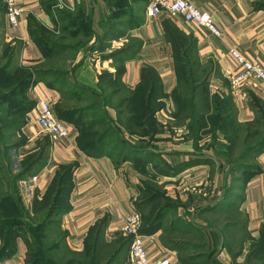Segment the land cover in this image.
Wrapping results in <instances>:
<instances>
[{
    "label": "crops",
    "instance_id": "0c3cea01",
    "mask_svg": "<svg viewBox=\"0 0 264 264\" xmlns=\"http://www.w3.org/2000/svg\"><path fill=\"white\" fill-rule=\"evenodd\" d=\"M66 1L73 4V0ZM76 1L74 0V3ZM189 1L212 15L223 32L221 40L196 26L186 24L179 16L162 15L154 18L147 12V3L136 12L138 15L133 20L137 19V24L131 22L132 25L126 27L127 38L134 41V45L128 48L126 57L120 62L119 69L112 71L113 74L120 72L121 82L132 91L141 84L144 74H153L161 93L170 96L178 88L173 43L180 38H188L192 42L193 60L189 62L192 78L198 85L204 84L198 91V99L200 100L202 95H209L211 98L231 95L234 111L227 117L234 116L239 123L252 122L260 112L256 102L264 106V84L253 81L240 91L233 92L231 81L241 73V69L231 57L230 49H236L264 68V0ZM19 2L26 10L21 18V32L13 34L6 26L5 13L0 14V43L4 48H13L10 70L17 66L31 71L36 68L37 71L47 73L45 78H33L31 84L26 87V94L33 103V108L21 132L25 137L24 148L29 151L26 154L39 151L43 142L47 143L46 163L36 173V189L40 193L39 196L47 193L61 167L72 169L71 188L65 195L66 206L59 215L65 233L63 245L66 250L83 252L88 234L98 225L103 229L102 240L107 243L128 239L125 236L127 219L134 211H138L136 203L146 183L153 182L166 198L172 199L179 190L189 185L184 184L182 187L183 182L197 180L194 183L211 186L209 195L201 194L199 199H192V194L187 197L180 195L181 199L192 201L189 200L185 208L176 203L165 204V211L157 224L150 227H144L143 224L141 235L144 237L150 260L162 261L163 264H244L250 252L248 242L258 239L264 231V148L256 153V166L242 178L244 183L240 189L241 194L228 196V179L221 161L214 152L217 147L212 148L209 138H201L206 135L202 131L197 141L178 133L183 129L190 132L187 123H183L180 128L175 127L178 134L174 136L161 135L163 141L154 143L158 157H153L144 164L139 162L135 154L117 161L116 156L111 154L92 155L82 151L77 144L78 131L73 125L66 143L53 144L48 137L39 135V128L34 120L40 101H49L52 106L65 102L62 89L59 88L60 81L65 77H54L55 75L50 73L54 74L53 71L60 69L71 71L66 80L70 81L73 89L99 93L98 76L101 67L99 63L98 66L93 64L85 51L76 57L73 70L68 65L63 66L71 48H65L55 41L50 42V32L55 33L57 27L50 0ZM140 2L141 0L137 1ZM82 3L84 19L89 22L92 31L91 39L105 40L107 33L102 26L106 14L105 4L102 0H83ZM132 8L134 11V7ZM31 21H35L44 29V36H39L36 29L31 32ZM39 41L44 43V52ZM202 71V77H197V73ZM167 100V109L174 112V103L171 99ZM200 105L203 108V104ZM164 112L162 110L157 114L162 125L164 118L173 120L166 113L163 115ZM105 114L111 123L116 124L118 115L113 108L105 109ZM200 116L204 117V114L201 113ZM205 116L212 117V113L208 112ZM235 196L238 197L237 203L233 202ZM224 200L226 202L222 203ZM230 207L244 217V224L234 219L217 232L201 228L199 221L170 223L173 232L181 231L187 234L202 231L206 238V253H193L184 259L180 251L172 249V245L163 241L162 236L168 233L163 227L168 224L171 209L194 212L200 208L205 211L203 213L213 216L227 211L233 212ZM180 217L182 216L179 214ZM238 241L241 245L238 249L230 248ZM27 255L28 244L22 235H17L11 244L6 245L5 237L0 232V264H27ZM201 256L206 258L198 259ZM234 256L237 258L234 259ZM120 258H124L123 264H132L129 252Z\"/></svg>",
    "mask_w": 264,
    "mask_h": 264
},
{
    "label": "rangeland",
    "instance_id": "374dc122",
    "mask_svg": "<svg viewBox=\"0 0 264 264\" xmlns=\"http://www.w3.org/2000/svg\"><path fill=\"white\" fill-rule=\"evenodd\" d=\"M137 1L139 0H128L130 7H134V11L133 8L130 9L129 7L124 8L123 10L106 7V14L104 15V23L102 26L104 31L108 33L106 36L108 40L105 38V40L100 41L91 38L89 39L85 36L86 33L90 31V27L89 22H86L83 16V0H77L76 3H74L73 0L72 2L74 8H71V2L66 0H64L63 4H59L58 2L55 5L51 4L55 15L54 18L55 21L58 22V25L55 28V33L50 32V42L55 41L58 44L64 45L65 48H71L70 55L64 59L65 64L63 63V66L68 65L70 69H73L76 57L80 52L85 51L86 56L91 60V62L93 58L97 59L99 67H101V73L109 72L113 74V70L119 69V64L126 57L128 48L134 45V41H130L127 38L126 27H130V25H132L131 22L133 24H137V19H133L138 15L136 14L138 8H142L149 3V0H141L140 3H137ZM107 2L115 4L114 0H107ZM3 13H5V9L3 3L0 2V14ZM131 13L134 14L132 15ZM79 18L84 19V22L78 21ZM36 24L41 30V26L38 23ZM66 32H69L71 36H65ZM32 36L35 37L34 34ZM11 50H13L12 47L4 48L0 43V165L3 166V170H0V181H2V184H0V187L2 188L0 189L1 191L10 190L11 193H14V180L17 177V174L21 171L20 166L24 165L23 160L29 157L26 154L29 151L27 152L24 148L26 143L25 137L21 132V127L18 125L15 126L16 124H14V122L24 121L27 123V115L30 111L26 112V106L29 107L31 105L30 110H32L33 103L26 94L27 84L16 89V79L14 82L9 79V77H15V74H18L21 70H25L26 68H17V66H13L9 72H5V70L11 65V62H13V56L10 57L9 55ZM191 60L193 59L191 58ZM92 63L94 64V62ZM57 65H59V62H57ZM32 69L36 70V68ZM203 73L204 71L198 72L197 77L201 78ZM59 88L62 89L64 93H69V91H71L72 93L75 92L77 94H81V90L77 91L76 89H73L70 81L68 82L66 79H62L60 81ZM119 88V85L107 88L105 94L102 95L101 92L96 93L99 96L95 98L94 96L89 95H80L78 98L70 97L67 99L65 97V102H62L61 105L53 104V109L57 106H62L63 109L84 108L87 107L91 101L95 102L97 105L100 104V110H98V107L97 110L87 111L84 115L87 119L86 123L94 121L95 123L105 124V126L99 125L93 128L94 132H101L102 130H106L110 127L106 120L107 117L104 112L105 107H112L114 109L118 105L122 106L118 111V117L116 119L117 125L114 122V126L110 127L111 134L110 137L106 139V145L104 147L107 154L114 153L115 155L122 157L123 154L124 156L128 155L127 150L125 151V148L123 147L124 143H128L134 147H141L142 145L145 146L141 142L149 141V139L139 137L141 135L138 130H136V116L134 113L135 108L134 106L132 107L131 104H124V101L129 98V93L116 92ZM10 89H13V91L15 89L16 90L11 93L9 91ZM103 102H107L108 105L103 106ZM167 102V99H163L161 102H158V105H160L162 110L165 111L163 115L166 113L168 117L171 116L173 120L169 121L164 118L163 125L158 121L159 133L156 138L157 142L163 141V138L161 137L163 134L167 136H174L180 133L185 136H192V133L188 132L187 129H183L182 132H175V127L180 128L183 123L191 125L192 122L186 120L190 111L188 109L187 111H183L180 119V116L178 115V106H176L173 102L175 111L169 112L167 109ZM199 102L201 104H205L203 108H201L204 116L208 114L206 109L207 107H210L212 103V117L210 125H208L210 128H207L206 131H202L206 133V135L201 138H209L212 148L215 149L217 147V150H213L218 156L219 161H221L224 167L225 176L228 179L226 195H240V189L244 183L242 178L245 177L247 171H251L256 166L257 154L255 153V149L259 146L262 148L264 147V106L262 103L256 102L258 109H260L256 118L249 123H239L234 116L231 118L227 117L230 112L234 111V108L232 107L234 102L231 95L212 96V98L209 95H202ZM216 103L221 104L220 115H223V118L219 123H213L216 117V110L219 105L217 104V107H213ZM65 119L66 121L64 122L71 125L76 123L77 116H67ZM165 122L167 123L165 124ZM130 123L132 125L135 124L133 125V128H135V136L133 137L129 134L126 128ZM85 126L86 125H83L80 129L89 130V128ZM219 127H221V130ZM190 129L191 127H188L189 131ZM196 130L198 131V129ZM200 131L201 130H199V132ZM231 140L234 141L233 143H235V145L231 143ZM85 141L88 143V138H86ZM91 143H93L92 145L96 144L93 141ZM43 144H45V142H43ZM20 145H23V147H20ZM88 150L98 151L99 148H93L91 146ZM196 181L197 180H189L183 182L182 187L184 184L192 185H186L184 189L179 190L177 195L173 196L172 199L168 198L169 203H176L179 207L185 208L188 205L189 200L192 201V199H199L201 194L209 195L211 186H202L201 183H194ZM194 184L196 185L193 186ZM178 185L180 186L181 183ZM178 185L177 187H179ZM68 186H71L70 181L67 183V187ZM150 187L153 186L150 185ZM57 192L56 183L52 191L44 196H39L40 193L36 189V186L32 188V195L29 191H24L23 193L25 196V199H22L23 203L28 210L32 209V212H27L23 209L22 220L24 221L25 226L19 227L18 231L29 244L31 252L29 256L30 263L36 262L37 264L38 262L39 264H51L53 261L62 263L69 258L64 245L60 248V250L50 254L51 246L56 244V242L65 236L59 216L61 211L66 206L65 196H63V199L58 202L56 212H52ZM190 194L193 195L192 199L185 201L180 198V195L187 197V195ZM148 201L149 193L144 190L138 197L136 209L141 213L142 220L145 222L155 215L153 212L154 206L151 203L149 204ZM237 201L238 197L235 196L233 202L237 203ZM140 202H145L144 204H146V206L143 207L141 206L142 204L138 205ZM230 208H232V210H230L233 212L230 213V211H227L222 214H213V216L203 213L200 208L194 212L179 211L177 208L171 209L169 211L168 224L163 227V229L168 232L166 235L162 236L163 241L172 245V249L180 251L184 259L193 255V253H206V238L202 231H194L187 234L181 231L173 232L174 230L170 226V223L173 221H182L183 223H189V221H199L201 223V225H199L201 228L215 230L217 232H219L226 223L234 219H237L244 224V217L236 213L233 207ZM179 214L182 217L179 218ZM242 240H244V237ZM120 241L121 240L116 243H107L102 240L98 256L103 264H123L122 262L124 258H119L116 261L113 259V255L117 250ZM240 246V241H238L235 245H231L230 248L234 249L235 247L238 249ZM248 249L249 251H253V249H260L261 254H258V252H256L254 256H250L249 254L244 264H264V241L256 244L250 240L248 242ZM123 250L124 252L122 257H125L128 252H130V245L124 244Z\"/></svg>",
    "mask_w": 264,
    "mask_h": 264
},
{
    "label": "trees",
    "instance_id": "16d2710c",
    "mask_svg": "<svg viewBox=\"0 0 264 264\" xmlns=\"http://www.w3.org/2000/svg\"><path fill=\"white\" fill-rule=\"evenodd\" d=\"M102 1L106 7L117 8L118 10H123L124 8H127L129 4L128 0H114L115 4L108 3L107 0H102ZM50 3L55 5L57 3V0H50ZM129 8L132 9V7L130 6ZM78 21L84 22V19L79 18ZM56 23H57L56 25H58V22ZM103 23H104V18L102 21V25ZM29 27L32 30L31 31L32 33H33V30L36 29L38 32L37 34L39 36H44L43 33L45 32L43 30H40L37 27V24L35 21H31ZM65 36H71V35L69 32H66ZM85 36L89 39L92 38V31L90 30L89 32H87ZM39 44L42 48V52H44L46 50L45 46L43 45L44 43L39 41ZM173 44H174V60H175L176 70H177V75H178V88L170 96H166L161 93V91L158 88V81L154 78L153 74H148V75L144 74V78L141 84L133 91L128 90L125 87V85L121 82L120 72L118 71H116V74H112L109 72H103L98 76V80H99L98 88L102 95L106 93L107 88H112L115 85L120 86V88L116 90V92L129 93V98L124 101V104H129V105L131 104V106L132 107L134 106L135 108L134 113L136 116V120H135L136 130H138V132L141 135L139 137L149 139V141H143V142L140 141L142 144L145 145V146L142 145L141 147H134L128 143L127 144L124 143L123 147L125 148V151L127 150L128 155L124 156L123 154L122 157H120V156L115 155L114 153H109L112 156H116L117 161H121V159L123 158H129V156H132L135 154L137 155L138 160H140L139 162L144 164L145 162L146 163L149 162L150 159H153V157H158V155L155 153L157 149L155 148L156 146L154 145V143L157 142L156 138H157V134L159 133L157 114L162 110L161 106L158 105V102H161L163 99H171L172 102H174L175 105L178 106L179 108L178 115L180 116V119H181V113L183 111L185 110L187 111V109L190 111V114L188 118H186V120H189L192 122L191 125H187V127L189 128L191 127L190 132L192 133V136H190V138H192L194 141L199 140L197 139L199 138V135H200L199 130L206 131L207 128H210V126L208 127L207 125H210L211 117L200 116V114L203 112L201 111V105H200V102L197 96L200 87H204V84L201 86L198 85L197 81H195L192 78L193 73L190 72V68H189L190 66L189 62L192 61L191 60L192 42L190 39L183 37V38H180L179 41L177 40V42H174ZM12 53H13V50H11L9 53L10 57ZM9 70H10V66L5 70V72L6 73L9 72ZM53 72L54 74L50 73V75H55L54 77H60V76L65 77V79L69 78L70 73H71V71H67L63 69H60L58 71H53ZM46 74L47 73L43 71H37V70H34V71L21 70L18 74L14 75L15 77H11V78L9 77V79L10 81H13V82L16 79L17 81L16 89H17L25 84H27L26 86L30 85L32 82V79L35 77L36 79L45 78L47 76ZM10 85H11V82H10ZM9 91L11 93L14 92L13 89H10ZM62 94L64 98L66 97V99L70 97L71 98L80 97L81 94H84V96L86 95L94 96V98L99 96L98 94L93 93L91 91H87V90H81V94H77L75 92L72 93L71 91H69V93H64L62 90ZM103 103H104L103 106L108 105L107 102H103ZM217 104H219L218 105L219 110L218 109L216 110V114H215L216 117L213 123H219L223 118V115L222 114L220 115L221 104L216 103L215 106L213 107H217ZM99 105L100 104L97 105L95 104V102L91 101L89 102L87 107H84V108L81 107V108L63 109L62 106H57L54 109L56 116L62 121H66L65 118L67 116H73V117L77 116L76 123L71 124V125H73L78 131V138H77L78 147L82 151H85L92 155L107 154V152L104 149L106 145L105 141L106 139L110 137V134H111L110 127L114 126L113 123H111L108 120V118H106L110 127L107 128L106 130H102L101 132H94L93 128H95V126H99V125L105 126V124L95 123L94 121H90L86 123L87 119L84 113L90 110H97ZM204 105L205 104H203V106ZM30 107L31 105L29 107L26 106V112L30 111ZM100 107L98 110H100ZM120 107L122 106L118 105L117 107L114 108V110L117 112V115H118V111L120 110ZM107 108H112V107H105V109ZM206 111L212 113V103L210 107H207ZM14 124H16L15 126L18 125L19 127L22 128L25 126L26 123L24 121H17V122H14ZM83 125H86L85 127L89 128L90 131L87 129L81 130L80 128ZM133 125L130 123L126 127L129 134L132 137L135 136V128H133ZM184 125L186 124L184 123ZM196 129H198V131ZM219 129L221 130V127H219ZM86 138H88L89 140L88 143L85 141ZM92 141L96 144L92 145L93 144L91 143ZM233 142L234 141L231 140V143L235 145V143ZM91 146L93 148H99V150L98 151L96 150L97 152L88 150V148ZM20 147H23V145H20ZM263 148L261 146L257 147L255 149V153L259 152ZM46 149H47V143L42 144L39 151L31 152L30 154H27V156H29L28 157L29 159L25 158L23 160L24 165L20 166L21 171L20 173L17 174V177L14 180L15 181V188H14L15 192L14 193H11L10 190L1 191L0 189V232H1V235H4L5 237L6 245L11 244L17 235H22L18 231V228L25 226L24 221L22 220L23 209L27 212H30L32 210V209L28 210L23 203V200H22L23 196L18 187L19 182L36 176V173L38 172V170L41 169L46 163ZM138 153L141 155L139 156ZM0 170H3L2 165H0ZM71 172H72V169L70 167H61L59 171L57 172L56 178L52 186L45 194L47 195L48 193H50L54 185L57 183L58 192H57V196L55 197L54 207L52 209V212L53 211L56 212V209L58 207L57 205L58 202L61 199H63V196L67 195L66 193L68 192V189L71 188V186L67 187V183L69 181L70 183H72L71 182ZM0 184H2V181H0ZM150 185H152L153 187H150ZM144 190L149 193L148 203L149 204L151 203L154 206L153 212L155 215L151 217L150 219L146 220V222L143 221L144 227L146 226L150 227L151 225L157 224L159 220L161 219V216L163 215L165 211L164 209L165 204L166 205H170V204H169V199L165 197V194L161 192V189L158 188L156 184L146 183ZM225 202L226 201L224 200V202L222 203H225ZM144 203L145 202H142V205L141 204L140 205L145 207L146 204ZM208 210L210 211L211 209H208ZM61 212H63V210ZM137 212L140 213L139 211ZM144 227H143V230H145ZM102 235H103V229L101 225L94 227L88 234V237L85 243V249L83 252L77 253V252L67 249L66 250L67 255L69 256L68 260L62 263L53 261L51 264H103L100 261L99 256H98L99 247L102 243ZM64 239H65V236L62 239H60L58 242H56V244L51 246L50 254H52L53 252H56L57 250H60V248L63 247ZM252 241L256 244L262 243L264 241V231H262V235H260L258 239L252 240ZM124 244L130 245V240L123 239L119 242V246L113 255L114 261H116L118 258L122 256L124 252L123 250ZM256 252H258V254H261L260 249H253V251H250L249 254L250 256L251 255L254 256ZM30 253H31L30 247L28 244L27 264H31V263L36 264V262L30 263V259H29ZM203 258H206V257L201 256L198 259L204 260ZM233 258L235 259L237 258V256H234ZM37 264L39 263L37 262Z\"/></svg>",
    "mask_w": 264,
    "mask_h": 264
},
{
    "label": "built area",
    "instance_id": "2783aa9c",
    "mask_svg": "<svg viewBox=\"0 0 264 264\" xmlns=\"http://www.w3.org/2000/svg\"><path fill=\"white\" fill-rule=\"evenodd\" d=\"M0 1L5 6L7 28L13 34L21 32V18L26 13L25 7L20 4L19 0ZM57 2L63 4L64 0H57ZM70 7L74 8L73 4ZM147 12L154 18L162 15L182 17L186 24L196 26L218 40L223 38V32L215 23L212 15L198 8L189 0H150ZM230 55L241 69V73L231 81L233 92L240 91L253 81L264 84V68L260 64L248 59L236 49H230ZM92 62L98 66L99 62L96 58H93ZM38 109L39 111L34 120L39 128V135L48 137L53 144L66 143L70 138L72 126L56 116L51 102L40 101ZM37 181L38 177L34 176L19 182L18 186L24 199V191H29L32 195V188L36 186ZM142 226L141 214L134 211L127 219L125 228V236L130 240L129 259L131 263L163 264L162 261L152 262L150 260L144 237L141 235Z\"/></svg>",
    "mask_w": 264,
    "mask_h": 264
}]
</instances>
